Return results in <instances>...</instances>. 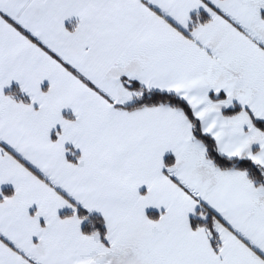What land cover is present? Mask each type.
Returning <instances> with one entry per match:
<instances>
[{
	"label": "snow or ice",
	"instance_id": "snow-or-ice-1",
	"mask_svg": "<svg viewBox=\"0 0 264 264\" xmlns=\"http://www.w3.org/2000/svg\"><path fill=\"white\" fill-rule=\"evenodd\" d=\"M0 264H264V0H0Z\"/></svg>",
	"mask_w": 264,
	"mask_h": 264
}]
</instances>
